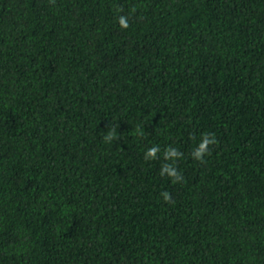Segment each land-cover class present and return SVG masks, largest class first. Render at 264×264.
Returning a JSON list of instances; mask_svg holds the SVG:
<instances>
[{"label": "trees", "instance_id": "obj_1", "mask_svg": "<svg viewBox=\"0 0 264 264\" xmlns=\"http://www.w3.org/2000/svg\"><path fill=\"white\" fill-rule=\"evenodd\" d=\"M0 264H264V0H0Z\"/></svg>", "mask_w": 264, "mask_h": 264}, {"label": "clouds", "instance_id": "obj_2", "mask_svg": "<svg viewBox=\"0 0 264 264\" xmlns=\"http://www.w3.org/2000/svg\"><path fill=\"white\" fill-rule=\"evenodd\" d=\"M119 24L121 27H128V20L125 16H120L118 18ZM214 143V137H212L210 134H205L198 146L195 148L193 152V156L196 159H202L203 155L209 151L208 145ZM159 151V148L157 146L150 147L147 152L145 153V158L150 159L154 158L156 156V153ZM181 153L177 151L175 148H169L165 152V158L166 159H171L180 156ZM161 174H167L169 177H173L175 180H181L182 176L176 171V169L170 165V164H165L161 168ZM165 200L169 199V195L167 192L162 194Z\"/></svg>", "mask_w": 264, "mask_h": 264}]
</instances>
